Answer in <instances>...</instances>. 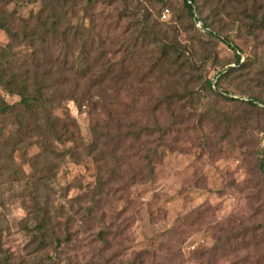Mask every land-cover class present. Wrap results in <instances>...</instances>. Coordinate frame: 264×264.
Segmentation results:
<instances>
[{
	"label": "rangeland",
	"instance_id": "374dc122",
	"mask_svg": "<svg viewBox=\"0 0 264 264\" xmlns=\"http://www.w3.org/2000/svg\"><path fill=\"white\" fill-rule=\"evenodd\" d=\"M48 1L68 9L74 4V13H66L65 19L91 23L96 34L115 43L108 48L123 41L121 33L130 21L118 19L124 4L136 5L140 14L146 10L163 40L147 39L135 47L130 63L134 74L117 85H134L137 130L152 126L154 119L170 124L172 116L174 121L152 177L134 182V170L140 167L147 173L139 157L155 147L154 136L111 143L124 130L117 131L115 120L102 114L98 132L103 158L96 159V150L79 146L73 156L53 161L38 147V133L18 143L15 119L0 117V140L5 139L0 141L2 247L28 264L51 260L56 249L36 252L28 246L37 224L44 221L48 240L60 228L77 232L78 247L63 248L66 253L58 254L71 264L98 261L91 237L100 229L112 246L102 253L105 260L112 256L111 264H132L139 250L149 253L145 264H264L262 229L248 230L224 249L208 251L218 244V237L223 238L219 229L233 227L231 234L237 235L244 227L264 222V25L249 26L253 8L264 17V0H213L209 6L195 0L193 15L183 0ZM3 2H8L7 16L14 12L15 24L20 17L47 10L45 0H0V8ZM164 7L169 12L160 17ZM7 42L0 29V45ZM162 48L177 65L156 64ZM235 53L240 54L238 63ZM178 63L186 74L170 77ZM204 79L211 81L212 91L203 85ZM181 91L180 101L169 99ZM161 95L169 101L154 111ZM18 101L19 96L0 87V104ZM63 106L83 140H90L87 107L73 100H65ZM26 140L32 143L28 149ZM105 141L108 145L102 144ZM52 151L50 158L56 150Z\"/></svg>",
	"mask_w": 264,
	"mask_h": 264
},
{
	"label": "trees",
	"instance_id": "16d2710c",
	"mask_svg": "<svg viewBox=\"0 0 264 264\" xmlns=\"http://www.w3.org/2000/svg\"><path fill=\"white\" fill-rule=\"evenodd\" d=\"M8 1V0H7ZM37 2L38 0H29ZM47 10L38 13L36 16L20 17L15 24L14 12L8 14L6 4L3 2L0 8V29L8 36V42L0 45V87L2 90L16 94L19 101L12 104H0V117L11 116L15 119L16 128L13 134L18 137L17 142L22 139H29L34 133H38L37 145L48 160L59 161L65 155L71 157L79 146H86L88 151L96 150L101 159L103 151L100 144L98 132V120L105 114L110 120H115L114 128L123 134H118L117 139L111 143L119 145L124 141H137L141 135L154 136L155 147L151 152L140 156L141 163H145L147 173L140 169L134 170V182H142L144 178H151L154 173L155 164L161 160L160 156L163 147H166V137L171 131L173 117L170 124L154 119L152 126L145 125L137 130L134 123V85H124L117 82L134 74V48L142 46L147 39L149 43L163 40V37L155 29L156 22L150 23L146 10L143 14L138 13V7L126 2L118 14V19L129 18L130 21L124 27L121 40L117 46L108 48V45H115L110 37H100L93 31V27L85 22L72 23L65 19L66 13H74V4L70 9L61 4L45 0ZM164 3L168 0H156ZM192 1L183 0V5L193 15ZM213 0H205L204 5L211 4ZM209 6V5H208ZM45 12V14H44ZM169 12L167 7L161 10L160 17L166 16ZM44 15V16H43ZM8 17L12 20H8ZM250 27L254 29L264 25V17H258L257 11L252 10L250 15ZM138 31L135 33V30ZM125 39V40H124ZM234 52L239 51L230 41L226 42ZM175 50L173 44H168ZM108 48V51L107 49ZM172 51V50H171ZM161 57L155 58L156 64L170 63L177 65V59L171 56L164 48L161 49ZM238 63L240 55L235 53ZM131 60V61H130ZM183 65L178 63L170 77L177 75L183 77L186 73L182 70ZM111 79V85L106 84ZM203 85L212 91V83L209 79L203 80ZM184 91L174 92L168 97L172 101H180L184 97ZM163 96V95H161ZM156 98L153 110L156 111L160 105L169 99ZM65 100H73L79 107L86 106L90 117L91 131L90 140L84 141L76 121L64 108ZM252 106L254 103L250 102ZM99 109V110H98ZM127 120V122H126ZM177 120V119H176ZM107 125L106 127H108ZM109 135V130L106 131ZM5 140V139H3ZM0 140V141H3ZM27 141V149L32 144ZM103 145H108L105 141ZM116 145V146H117ZM55 155L50 158V154ZM263 166V164H262ZM98 192H102V183L97 186ZM235 225L241 226V221H235ZM264 230V222L256 226L244 227L239 234L232 235L233 227L219 229L223 238L218 237V244L212 245L208 251L224 249L227 244L236 237H242L248 230ZM32 242L29 247L34 251L42 252L50 248L56 249L57 253L51 260H41L36 264H71V260H64L58 255L63 254V248L78 247L77 232L68 229H58L57 234L53 231V238L48 240L46 224L41 221L36 226ZM63 233V237H60ZM106 231L98 230L91 237V243H95V253L98 261L94 264H108L112 256L104 259L103 252L111 248L105 238ZM264 241V238H263ZM257 242H255L256 244ZM61 252H58V250ZM73 249V250H74ZM148 252L139 250L134 252L132 264H145ZM0 264H28L16 257L2 247L0 238ZM30 264V263H29ZM34 264V263H31ZM111 264V263H109Z\"/></svg>",
	"mask_w": 264,
	"mask_h": 264
},
{
	"label": "water",
	"instance_id": "95a60500",
	"mask_svg": "<svg viewBox=\"0 0 264 264\" xmlns=\"http://www.w3.org/2000/svg\"><path fill=\"white\" fill-rule=\"evenodd\" d=\"M193 8H194V10H196L194 6H193ZM239 55H240V54H239Z\"/></svg>",
	"mask_w": 264,
	"mask_h": 264
}]
</instances>
